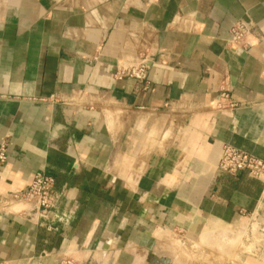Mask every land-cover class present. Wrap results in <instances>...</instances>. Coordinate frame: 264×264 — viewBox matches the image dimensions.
<instances>
[{
	"label": "crops",
	"instance_id": "1",
	"mask_svg": "<svg viewBox=\"0 0 264 264\" xmlns=\"http://www.w3.org/2000/svg\"><path fill=\"white\" fill-rule=\"evenodd\" d=\"M239 20L250 51L226 43ZM141 58L148 89L116 74ZM3 142L0 193L44 172L57 203L0 212L2 264H197L199 239L203 264H264L243 236L263 185L219 168L228 146L264 161V0H0Z\"/></svg>",
	"mask_w": 264,
	"mask_h": 264
},
{
	"label": "built area",
	"instance_id": "2",
	"mask_svg": "<svg viewBox=\"0 0 264 264\" xmlns=\"http://www.w3.org/2000/svg\"><path fill=\"white\" fill-rule=\"evenodd\" d=\"M263 38L257 32L256 25L252 21L239 20L230 29V37L226 43L232 50L250 51L262 41ZM117 77L135 79L143 89L149 88L148 65L145 58L136 63L122 67L117 71ZM220 97L227 101L230 107L236 106L230 95L222 93ZM222 107H226L225 104ZM7 160V143L0 144V169ZM220 171L228 175H238L240 172H247L253 179L263 185L264 190V161L251 155L243 153L232 147H225L220 161ZM28 204L31 211L25 214L30 217L32 214L38 217L45 216V213L57 203L56 180L53 176L44 172L34 175L31 184L20 193H0V212H8L11 204ZM32 217V216H31ZM247 237H264V226L252 222L247 226ZM250 235V236H249ZM2 264V263H0ZM61 264H77L72 260L65 259Z\"/></svg>",
	"mask_w": 264,
	"mask_h": 264
},
{
	"label": "rangeland",
	"instance_id": "3",
	"mask_svg": "<svg viewBox=\"0 0 264 264\" xmlns=\"http://www.w3.org/2000/svg\"><path fill=\"white\" fill-rule=\"evenodd\" d=\"M245 233L243 234V236H245L246 235V237H247V229H246V231H244ZM183 234H185V232L183 233V232H181L180 233V235H183ZM250 236V235H249ZM199 237H203V235H201V234H199ZM236 237H239V238H235V239H229L228 240V242H227V245H226V249H230L231 247V244H232V246H233V244L235 243V245H240V244H242V240H241V238H240V236H236ZM251 237V236H250ZM244 242V241H243ZM249 242V241H248ZM181 243H183V246L184 247H188V246H190V248H192V250H193V252H194V254H196V256L194 255V258H193V260L195 261V262H197V264H203V262L206 260L205 258H204V256H203V251L205 250V247H204V241L203 240H200L199 239V241H191V242H188V243H186V242H184V241H181ZM181 243H180V245H179V247L181 248V249H183L184 250V247L181 245ZM186 243V244H185ZM245 243V242H244ZM243 243V244H244ZM209 244V243H208ZM208 247V246H207ZM211 247H213V246H211ZM189 258H191V257H189ZM188 258V259H189ZM185 261H187V259H185Z\"/></svg>",
	"mask_w": 264,
	"mask_h": 264
}]
</instances>
